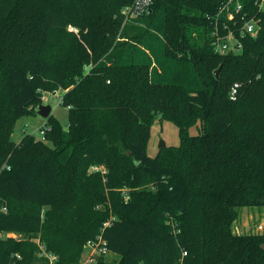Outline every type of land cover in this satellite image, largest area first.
Instances as JSON below:
<instances>
[{
    "label": "trees",
    "instance_id": "obj_1",
    "mask_svg": "<svg viewBox=\"0 0 264 264\" xmlns=\"http://www.w3.org/2000/svg\"><path fill=\"white\" fill-rule=\"evenodd\" d=\"M133 2L0 0V232L32 234L54 264L78 263L97 236L117 260L92 264H264V233L231 230L239 208L264 206V13L257 0H237L239 13L229 0H154L122 26ZM228 31L241 51L216 53ZM156 88L171 95L159 103ZM58 90L67 127L50 115L43 140L12 141ZM155 117L179 144L151 157ZM35 250L1 239L0 264H47Z\"/></svg>",
    "mask_w": 264,
    "mask_h": 264
},
{
    "label": "rangeland",
    "instance_id": "obj_2",
    "mask_svg": "<svg viewBox=\"0 0 264 264\" xmlns=\"http://www.w3.org/2000/svg\"><path fill=\"white\" fill-rule=\"evenodd\" d=\"M122 22V26L124 25ZM69 32H77V30L69 26ZM89 67V66H88ZM87 67V68H88ZM90 68V67H89ZM157 91L154 92L156 99L159 103L164 101L165 98H168L171 95V92L166 89L156 88ZM63 95V91L58 90L55 93H44L42 96V105L50 107V114L54 116L60 124L66 128L67 127V109L59 104L60 98ZM38 108V107H37ZM37 111V109H36ZM46 118H42L38 114L35 116H25L17 120L14 128V133L11 136V140L14 142H19L24 135H32L36 140L41 139L40 130L45 128ZM199 124V123H197ZM189 135L197 134V127L194 126L189 129ZM164 143L166 146H177L179 144L178 128L167 121L160 120L159 117H155L152 125L150 127V138L147 144V154L151 157H154L159 151V143ZM47 145H50L49 142H46ZM164 147V148H165ZM91 170H94L93 168ZM90 170V171H91ZM261 225L263 227L262 232H264V206L262 207H241L238 209L237 218L231 224V230L235 234H248V233H258L257 227ZM10 238L18 239L21 242H34L39 249V245L42 243L38 239L32 238V234H23V233H10ZM37 237H39L37 235ZM43 245V244H42ZM38 251L36 250L33 253V258L38 256ZM89 251L85 247L80 253V258L78 263H83L86 259ZM57 259V258H56ZM105 259L108 262L117 260V257L111 254L105 255ZM48 260V259H47ZM47 264H54L49 260ZM36 264H40L37 262Z\"/></svg>",
    "mask_w": 264,
    "mask_h": 264
},
{
    "label": "built area",
    "instance_id": "obj_3",
    "mask_svg": "<svg viewBox=\"0 0 264 264\" xmlns=\"http://www.w3.org/2000/svg\"><path fill=\"white\" fill-rule=\"evenodd\" d=\"M153 1L154 0H134V2L130 6L125 7L121 12L124 23L130 22L138 17L145 15L150 10ZM232 2H236L234 7V12L239 13L242 9V6L240 5L239 2H237V0H229L228 4H231ZM257 5L259 11L264 13V0H257ZM225 11L228 14L227 16L228 20H231L233 18V14L231 13L229 5L225 7ZM242 20H243V24L241 28V34L243 36L248 35L249 37H256L260 29L259 21L255 19L246 20L244 16L242 17ZM212 44L214 47V51L219 54L239 53L241 51V43L231 31H228V33L225 36H220L217 33H215L214 41L212 42ZM238 87L239 85L235 83L230 88L229 90L230 100L232 101L236 100ZM45 130H46L45 128H42L40 130V135L42 140L44 137ZM93 169L97 170V168H93ZM108 224H109L108 222L104 223L103 227L108 226ZM262 230L263 227L259 225L257 227V231L262 232ZM9 236H10L9 233L0 232V240L4 238H8ZM84 247L87 249V251H89V253L86 259L83 261V263L80 264H92L97 259V257L105 256L109 254L106 248V242L102 240L101 236H97L95 240L87 242ZM185 255L186 253H183V256ZM38 256L42 258H46L52 263L56 261V256L46 252L45 246L42 244L39 245Z\"/></svg>",
    "mask_w": 264,
    "mask_h": 264
},
{
    "label": "water",
    "instance_id": "obj_4",
    "mask_svg": "<svg viewBox=\"0 0 264 264\" xmlns=\"http://www.w3.org/2000/svg\"><path fill=\"white\" fill-rule=\"evenodd\" d=\"M219 72H220V68H218L216 70V72H215L216 77H218ZM50 112L51 111H50V107L49 106L40 105L37 108V114L39 116H41L42 118H46L47 119L51 115ZM158 147L159 148H164L165 144L161 142V143H159ZM261 247L264 249V246H261Z\"/></svg>",
    "mask_w": 264,
    "mask_h": 264
}]
</instances>
